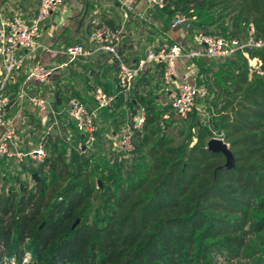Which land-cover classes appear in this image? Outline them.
I'll return each instance as SVG.
<instances>
[{"label": "trees", "instance_id": "trees-1", "mask_svg": "<svg viewBox=\"0 0 264 264\" xmlns=\"http://www.w3.org/2000/svg\"><path fill=\"white\" fill-rule=\"evenodd\" d=\"M155 9L164 32L179 16L192 20L187 35L264 44V0H169ZM191 64L207 88L203 115L181 121L153 97L133 96L128 105L140 104L145 120L128 154L103 156L84 149L78 133L74 147L56 135L42 163L26 158L16 176H0V264H216L214 254L234 259L250 243L264 245V45ZM122 104L119 95L114 110H102L112 135ZM181 124L176 139L168 130ZM211 139L228 145L231 166L207 148Z\"/></svg>", "mask_w": 264, "mask_h": 264}, {"label": "crops", "instance_id": "crops-1", "mask_svg": "<svg viewBox=\"0 0 264 264\" xmlns=\"http://www.w3.org/2000/svg\"><path fill=\"white\" fill-rule=\"evenodd\" d=\"M126 5H131L132 11L125 18L124 7ZM38 6L39 0H0V24L3 20L9 19L14 15L30 21L36 15ZM171 22L169 23L171 24ZM97 23L107 24L112 30L119 32L120 37L122 34L125 35L122 40L120 39L117 54L121 62L130 67L136 66L145 58L147 52L150 50L158 51L163 49L164 44L168 43L170 45V42L182 46L186 41L185 35L187 34L180 26V29H172L170 27L171 30L164 32L166 25L160 12L155 8L147 6L142 0H65L64 5L52 13L40 29L38 42L42 46V49L34 54H27L22 49L18 51V55L23 61L21 71L12 76L4 89L8 97V104L6 106L10 110V117L8 119L14 123L16 135L22 134L25 136V139L28 137L34 140L39 129L42 128V133H44L45 126L54 122L56 125L48 140L56 135L69 139L73 135V132L77 133L66 111L62 109L63 100L59 95V90L62 87L77 93L85 105L95 108L93 94L97 89L102 90L106 94L112 95L117 93L116 74L118 63L116 59L108 53L98 50V45L89 38L92 28ZM76 44L83 45L91 52V55L69 62L64 55V50L66 47ZM189 44L191 46L190 40ZM148 45L152 49L141 56V48ZM37 61L49 67L67 64L63 68L56 70L47 84H28L24 86L27 97L40 96L44 99L45 97L41 95V88L46 86L49 90L54 89L53 91L56 93L50 102V111L45 114L39 113L32 106L30 110V107L26 105L28 101L19 97L25 75ZM183 62L191 61L187 59L177 61L176 80L191 79V76L196 78L197 70L192 64L191 67L193 66L194 70L187 69L183 72L181 71ZM159 67L160 65L156 64L145 65L143 72L136 79L129 93L120 94L123 98V104L117 111L123 110L125 118L127 114L126 110L130 108L128 101L133 96L137 100L141 96L149 95L153 97V103L158 106H160V94H163L165 99L169 100V92L165 91ZM19 76L22 79H19ZM142 78L144 80L142 82L139 81ZM117 100L118 96L112 108L108 110H114ZM55 102L56 108L53 106ZM142 108L140 104L134 102L132 110L135 111V114L132 115L131 110L130 116L138 115L139 110ZM57 109L60 111L55 112ZM111 124H113V121L109 122L108 126L111 127ZM37 145L38 143L26 152H22L18 146L17 150L27 153L37 148ZM26 158L28 157L18 161L23 162ZM0 159L8 161V159L1 156ZM28 159L31 160L30 158Z\"/></svg>", "mask_w": 264, "mask_h": 264}, {"label": "built area", "instance_id": "built-area-1", "mask_svg": "<svg viewBox=\"0 0 264 264\" xmlns=\"http://www.w3.org/2000/svg\"><path fill=\"white\" fill-rule=\"evenodd\" d=\"M147 6L163 9L169 0H142ZM65 0H39V6L36 15L26 21L18 15L5 19L0 24V63L5 75V80L12 78L19 73L22 68V59L18 55L20 49L27 54H34L42 49L38 42V37L42 25L49 16L56 12ZM132 11L131 5L124 7V17ZM179 16H175L171 22L172 29L180 26L183 21ZM89 38L98 45V50L113 56L118 62V71L116 74L117 93L106 94L97 89L93 94V100L97 110L110 109L114 105L117 96L127 94L132 89L135 80L143 72L145 65L156 64L162 68V81L165 91L169 92L170 107L174 116L179 120H186L193 111L200 115L204 114V102L207 97V88L199 85L193 79L184 78L177 81L176 64L180 59L196 60H224L234 56L244 48H259L264 44L254 42L251 38L245 44L237 39L225 40L218 35L206 34L202 31L195 32L190 37L191 48L185 50L182 46L174 44L170 47L158 51L150 50L145 58L136 66H127L123 64L118 57L117 48L120 44V33L112 30L105 23H97L91 30ZM247 59L251 72L258 71L260 63L257 59H250L247 53H242ZM64 55L70 61L77 58L91 55L83 45L76 44L68 46L64 50ZM67 64L58 67H49L37 61L27 71L24 84L20 90L19 97L26 99L29 104L39 113L50 111V102L40 96L27 97L25 87L28 84L45 85L52 78L56 70L63 68ZM9 80V81H10ZM8 104V97L4 88L0 87V156L6 159L22 160L25 157L30 158L35 164L42 163L45 159V142L52 135L56 123L45 126V131L37 148L22 153L17 150L16 128L14 123L6 116L5 107ZM66 114L75 127L78 134L83 136L87 143H93L95 140L96 124L93 113L87 106L76 97H69L66 103ZM145 120L144 109L139 110V114L130 116L127 122L121 128L117 139L112 143L113 152L121 151L128 154L132 151V137L134 132H141ZM28 261V257L24 263Z\"/></svg>", "mask_w": 264, "mask_h": 264}, {"label": "rangeland", "instance_id": "rangeland-1", "mask_svg": "<svg viewBox=\"0 0 264 264\" xmlns=\"http://www.w3.org/2000/svg\"><path fill=\"white\" fill-rule=\"evenodd\" d=\"M123 36H125V35L124 34L121 35V40H122ZM185 37H186V41L184 42V45H182V46H183V48H185L187 50L190 48L189 40H190L191 35H185ZM123 40H126V39H123ZM163 46L167 47V46H169V44L166 43ZM150 49H152V47L149 45L142 47L141 51H140V55L143 56V54H145ZM208 62H211L212 64L215 65V64H218L219 62H221V60H208ZM181 66H182L181 67L182 72L187 70V69L194 70V68H192L193 66L191 67V62H183ZM259 76L261 78H264V73H260ZM19 79H22V77L19 76ZM191 79L196 81V78H194L192 76H191ZM9 80L10 79L5 80V75H4L3 69L1 67L0 68V87H3L5 89V87L8 85ZM53 90L54 89L49 90V89H47L46 86H43V88H41L40 91H42L41 95L43 97H45V99L47 101L51 102L52 99L55 97V93H56ZM59 95L63 100V108L62 109L65 111H66V100L68 99V97H77L74 92L66 90L63 87L61 88V90H59ZM77 98H79V97H77ZM85 101H86V99H85ZM159 104H160L161 108H163L165 106H170V100L165 99L164 95L160 94ZM26 105L28 107H30V110L32 109L29 102ZM86 106L93 113L94 121L96 124L97 135H96L93 143L89 144L86 141H84L83 144L85 145V147H83V148L84 149L86 148V150L88 152H98V153H101L103 156H107V155L109 156V154H111L114 150V147L112 145V143L115 142L114 139L116 140L118 135L120 134V132H121L120 129H121L123 123L127 122L128 119L130 118L131 109L126 108L127 109L126 110L127 111L126 118H124V121L119 125V130H118L117 135H111V130L109 128L107 129V126H108V123L111 122L112 120L105 114L104 111L102 112V110H97L95 107H91L89 105H86ZM9 111L10 110H8V108L6 106L5 112H6L7 118L10 117ZM56 111L58 112L60 110L57 109V110H55V112ZM111 125H113V124H111ZM178 128H183L186 131L187 125H184V124H181L178 126L173 125L172 128H170L168 130L169 134H172V136L176 137V139L178 138V132H177ZM42 132H43L42 128L39 129L37 132V136L34 140L32 138H28V137H27V139H25L24 135L17 134L16 135L17 146L19 147V149L22 152H26L29 149H32V147L35 146L37 143H39V141L41 140V138L43 136ZM72 134L73 135L69 139L68 138L67 139L69 141V144L72 147H74L78 143L74 142L75 141V139H74L75 133L73 132ZM46 144H47V142H45V149H46ZM45 152H46V150H45ZM114 155H116V154L114 153ZM27 161H26V159L23 162H19L18 160H10V159H8V161H4L3 159H0V176H5L7 179L16 176L22 170V163L27 162ZM20 179L26 180L28 183H30L32 185V180L29 177V175L21 174ZM213 259H214V262L216 264H264V245H259V244L256 245L254 243H250L248 246V250L244 251L237 258L231 259V257L225 253H219V254H214Z\"/></svg>", "mask_w": 264, "mask_h": 264}, {"label": "water", "instance_id": "water-1", "mask_svg": "<svg viewBox=\"0 0 264 264\" xmlns=\"http://www.w3.org/2000/svg\"><path fill=\"white\" fill-rule=\"evenodd\" d=\"M191 22H192V20L184 19L180 23V27L182 28V30L186 31ZM207 148L213 152L222 153L226 157V165L227 166H231L233 164V158H232V155L229 151L228 145L225 144L222 140L211 139L207 144ZM33 179L37 180V176L33 175Z\"/></svg>", "mask_w": 264, "mask_h": 264}]
</instances>
